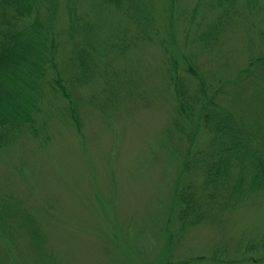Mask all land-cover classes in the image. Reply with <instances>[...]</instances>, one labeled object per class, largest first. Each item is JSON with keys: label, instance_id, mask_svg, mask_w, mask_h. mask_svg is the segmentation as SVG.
Returning a JSON list of instances; mask_svg holds the SVG:
<instances>
[{"label": "rangeland", "instance_id": "rangeland-1", "mask_svg": "<svg viewBox=\"0 0 264 264\" xmlns=\"http://www.w3.org/2000/svg\"><path fill=\"white\" fill-rule=\"evenodd\" d=\"M259 2L251 10L239 2L219 45L203 50L198 35L223 14L216 0H153V41L108 59L124 73L121 99L129 102L112 103V118L97 106L85 107L83 135L67 120L53 118L48 144L23 134L0 149V199L11 197L31 213L25 215L28 223L15 228L19 244L0 264H264L263 253L244 250L245 243L264 236V195L250 197L224 219L179 232L177 189L186 181V154L192 146L204 147L210 135L198 116L179 114L169 81L173 60L188 79L186 66L193 61L211 89L223 83L234 106L264 117L258 95L264 70L255 75L258 81L235 86L250 60L264 56V0ZM81 11L103 27L106 40L116 26L126 25L118 11L96 0H83ZM66 47L62 57L69 59ZM191 83L196 90L198 83ZM99 90L93 83L80 93L87 100ZM65 106L57 93L44 109L62 116Z\"/></svg>", "mask_w": 264, "mask_h": 264}, {"label": "trees", "instance_id": "trees-1", "mask_svg": "<svg viewBox=\"0 0 264 264\" xmlns=\"http://www.w3.org/2000/svg\"><path fill=\"white\" fill-rule=\"evenodd\" d=\"M82 1L0 0V149L16 143L23 134L48 144L52 140L53 118L67 120L83 135L85 107L97 106L112 118V103L132 99L126 96L121 99L122 84L126 82L124 73L114 69L108 59L125 56L153 41V0H96L118 11L126 21V25L116 26V34L108 40L104 38L107 35L103 27L81 11ZM239 2L247 9L252 5L260 7L259 0H216L215 6L223 14L198 35L203 50H213L219 45L231 12L238 14ZM63 15L66 23L61 25ZM66 45L72 53L69 59L62 57ZM188 63L189 79L180 74L177 60L172 61L169 74L178 112L189 119L198 116L210 137L204 147L192 146L186 154L183 166L186 181L177 189L181 233L224 219L250 197L264 195V117L242 105L234 106L231 89L227 90L223 83L211 89L196 63ZM262 70L264 56L251 59L236 77L235 86L240 89L250 81H258ZM193 79L198 83L196 90L191 83ZM93 83L100 90L86 100L80 88ZM57 93L66 106L62 116L55 113L48 116L45 102ZM258 95L264 100V88L259 89ZM138 96H142L140 91ZM43 114L46 116L41 118ZM175 125L179 129L178 121ZM29 214L13 198L0 199V247L4 249L0 257L4 256L5 261L9 260L11 246L19 244V238L16 241L12 233ZM32 237L36 240L37 232H32ZM244 250L263 253L264 260V236L258 242L245 243ZM213 257L223 260L219 255Z\"/></svg>", "mask_w": 264, "mask_h": 264}]
</instances>
